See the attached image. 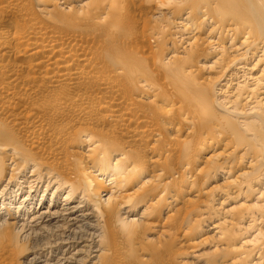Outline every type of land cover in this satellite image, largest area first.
Segmentation results:
<instances>
[{"label": "bare ground", "instance_id": "6f19581e", "mask_svg": "<svg viewBox=\"0 0 264 264\" xmlns=\"http://www.w3.org/2000/svg\"><path fill=\"white\" fill-rule=\"evenodd\" d=\"M126 9L165 57L128 43ZM216 176L168 224L220 213L193 257L262 264L264 0H0V264H189L150 232Z\"/></svg>", "mask_w": 264, "mask_h": 264}, {"label": "rangeland", "instance_id": "374dc122", "mask_svg": "<svg viewBox=\"0 0 264 264\" xmlns=\"http://www.w3.org/2000/svg\"><path fill=\"white\" fill-rule=\"evenodd\" d=\"M143 12H145V11H143ZM143 12H140V11H131V10H129V9H126V10H124V11H122L121 13H115V12H111L110 13V15L113 17V16H118L119 18H121L122 20H120V27H122L123 29H129V30H131V31H129V32H132V33H129L130 35L129 36H131V34H133L130 38H129V41H128V43H131V44H138V43H140L141 45V47H145V49H146V52H149V53H151L152 55H156V56H162V57H165L173 48H171L170 46V41H168L167 39H164V40H159V42H156V43H154V42H151V40L150 39H146V35H144V36H146V37H144L142 34H144V33H149V29H150V27L152 26V25H155L154 24V21L153 20H151V18H150V14L151 13H149L148 15L146 14V12L144 13V14H146L147 16H149L148 18L151 20L150 21V23H148L149 22V20L147 19V16L145 15V17H144V15H143ZM142 13V14H141ZM144 18H145V20H144ZM137 19H139V21L140 22H137L136 20ZM143 21H141V20ZM147 19V20H146ZM133 21V22H132ZM137 22V23H135V22ZM148 21V22H147ZM143 23H146L147 25H145V27H143ZM143 24V25H142ZM140 25V26H139ZM150 26V27H149ZM148 27V28H147ZM145 28H147V29H145ZM126 32V31H125ZM137 32V33H136ZM144 32V33H143ZM137 34H139V35H137ZM135 35V36H134ZM142 35V36H141ZM149 35V34H148ZM134 37V38H133ZM143 37V38H142ZM147 40V42H149L148 44H147V42H144V40L145 39ZM147 38H149V37H147ZM131 39V40H130ZM144 39V40H143ZM138 40V41H137ZM149 40V41H148ZM133 41V42H132ZM136 41V42H135ZM164 42H167V43H165L166 45H165V47H164V49L162 50V48H161V46H160V44L161 45H163L164 44ZM159 43V44H158ZM163 43V44H162ZM136 44V45H137ZM150 44V45H149ZM151 44H153V45H151ZM150 47H149V46ZM159 45V46H158ZM170 45V46H169ZM147 47V48H146ZM149 47V48H148ZM161 48V49H160ZM170 48V49H169ZM156 50V51H155ZM13 59H15V62L16 63H20V60L17 58H13ZM204 69H202V73H201V75L200 76H203V77H206V76H214L215 74L214 73H210V75H209V73L207 72V70L205 71V73H204V71H203ZM211 71V70H210ZM200 78V77H199ZM222 83L223 84H225V80L224 81H222ZM210 153L211 152H208L207 154H206V156H208V155H210ZM235 171H237V170H235ZM224 175V174H223ZM219 177V178H218ZM223 177H226V175H224ZM210 181V182H209ZM206 185H203V190H204V192H206V193H204L203 192V194L201 195L202 197L201 198H199V199H195V197L193 198V196L192 195H194V194H191V195H189V194H183V195H185V198L187 197V196H190V198H191V200L192 201H183L182 202V199L184 200V198H180L179 199V201H181L179 204H177L176 206H173L172 208H170V209H168L167 210V212L166 213H164V215H163V213L161 214V216L159 217V219H158V223H159V225H158V227H155V230H156V232H154L153 230H152V232H150V234H151V236L152 237H154L155 238V241L158 243V241L160 242V243H164V244H166V245H168L169 246V250H171V251H167L166 252V254L163 252V257H162V255L160 256V257H162V259L160 258V257H158V259L160 260V262L162 263H165L166 261L168 262V260L170 259V253L173 251L174 253H177V251H179V252H183L184 251V254L182 253V256H183V261L184 262H187V263H189V264H201L199 261H197L196 260V257L194 258L193 256L194 255H198V254H200L201 252H203V254L205 255L206 253H207V255H205V256H208V254L210 255V253L212 252V250L214 249V243L212 244V243H210V242H213V241H215L216 240V236H215V234H214V231L213 230H210V228L212 227V224H214L218 219H220L223 215H221L220 213H219V215H217L216 217H214L213 219H211L210 221H206L204 224H200V225H198L197 223H194V226H191L190 228V231H189V233H188V236L189 237H183V231H180L178 228H175L174 226H173V224H172V226H171V224H168V218H167V216L168 215H177L176 217H181L184 213L183 212H185V211H187V210H185V208H187V209H192V207L193 208H196L197 206L199 207L200 205H201V203H202V201L201 200H203V198H204V201H208L207 199H209L210 198V194H212V192L213 191H215V190H217V189H221V188H223V187H225L224 185L226 184V180L224 179V178H222V177H220V176H216L215 178H211V179H209L206 183H205ZM210 184V185H209ZM205 187H206V189H205ZM211 187H212V189H211ZM214 187H216V188H214ZM206 190V191H205ZM209 190V191H208ZM229 194V193H228ZM182 195V196H183ZM181 196V197H182ZM207 196V197H206ZM208 196H209V198H208ZM227 197V195L226 194H224L223 195V198L225 199ZM197 198V197H196ZM207 198V199H206ZM218 198V199H217ZM217 198H215V200H214V202H213V206L215 205V207H217V209H219L220 211H221V209L223 208V207H231V206H234L235 204H238L239 202H241V200L240 201H238V200H236L235 198L234 199H227V200H225L224 202H223V204L222 205H219L218 206V202L219 201H223L224 199L223 198H221L220 196H218ZM206 199V200H205ZM229 200V201H228ZM197 201V202H196ZM217 201V202H216ZM227 201V202H226ZM236 201V202H235ZM188 204V206H186L187 204ZM192 204V205H191ZM197 204V205H196ZM181 205H182V207H183V209H181L182 207H181ZM181 207V208H180ZM189 207V208H188ZM177 208V209H176ZM179 208H180V211H179ZM169 213V214H168ZM172 213V214H171ZM181 215H180V214ZM180 215V216H179ZM167 218V219H166ZM166 222V223H165ZM208 222V223H207ZM165 223V224H164ZM209 224V225H208ZM164 226L165 225V227H162L161 228V226ZM193 225V224H192ZM204 226V227H203ZM201 227V228H200ZM198 228V229H197ZM160 229H165V231H163V230H160ZM203 229V230H202ZM237 230H239V229H237ZM159 231V232H158ZM167 231V232H166ZM195 233H196V235H195ZM160 234V235H159ZM214 234V235H213ZM242 234H240L239 235V237H247L248 239H250V238H252V236L251 237H249L248 236V234H243L242 236H241ZM159 237V238H158ZM213 237V238H212ZM238 237V236H237ZM238 237V238H239ZM187 238V239H186ZM208 238V239H207ZM205 239L206 240H208V241H206L205 242ZM210 239L212 240V241H210ZM158 240V241H157ZM181 240V241H180ZM185 240V241H184ZM190 241H193V242H190ZM198 241V242H197ZM197 242V243H196ZM205 242V243H204ZM207 242H208V244H207ZM159 243V244H160ZM204 243V244H203ZM210 243V244H209ZM198 244V245H197ZM194 245H197V246H194ZM191 247H193L192 249H191ZM191 250H192V252H191ZM194 250V251H193ZM176 251V252H175ZM188 252V253H187ZM169 253V254H168ZM264 250H263V253H262V257H264ZM168 256H169V259H167L168 258ZM157 257V256H156ZM182 258V257H181ZM163 259H165L164 261H163ZM251 259H253L252 257H251ZM257 260V259H256ZM256 260H254V262L256 261ZM192 262V263H191ZM263 262V263H262ZM261 263L262 264H264V259H263V261H262ZM174 262H172V264H173Z\"/></svg>", "mask_w": 264, "mask_h": 264}]
</instances>
